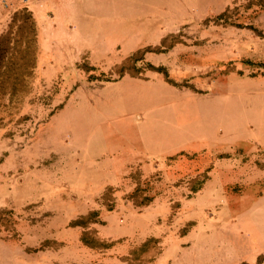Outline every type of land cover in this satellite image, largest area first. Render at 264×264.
Listing matches in <instances>:
<instances>
[{"label": "rangeland", "instance_id": "rangeland-1", "mask_svg": "<svg viewBox=\"0 0 264 264\" xmlns=\"http://www.w3.org/2000/svg\"><path fill=\"white\" fill-rule=\"evenodd\" d=\"M250 1L0 0V33L33 11L41 55L30 92L0 110V209L19 232L0 235V264H181L197 227L229 228L240 264H264V9ZM228 7L258 31L218 24ZM133 54L181 85L136 67L91 81L82 65L108 73Z\"/></svg>", "mask_w": 264, "mask_h": 264}, {"label": "trees", "instance_id": "trees-1", "mask_svg": "<svg viewBox=\"0 0 264 264\" xmlns=\"http://www.w3.org/2000/svg\"><path fill=\"white\" fill-rule=\"evenodd\" d=\"M253 9L254 16L264 9V0H251L247 6ZM230 7L226 8L217 17V23L234 24L239 27H245L258 31L252 24L245 22H236L231 20ZM231 21V22H230ZM146 51H156L153 47H149ZM162 51V50H158ZM40 57V36L37 19L32 10L28 7L16 10L7 27L0 33V110L8 111L11 105L18 103L28 94L32 87V81L39 64ZM137 54L130 56L123 64L116 66L110 72L98 71L96 66L85 62L83 68L89 73L91 81H114L113 74L116 73L119 78L124 77L128 72L141 73L146 69L156 71L165 76L166 80L174 85H181L170 77L169 70L166 66H156L152 63H147L144 67H137ZM81 65V66H82ZM62 107V106H61ZM0 118L3 116L0 115ZM199 189V188H196ZM195 189V191H196ZM152 201V197L147 196L141 202H135L138 206L147 205ZM11 209H0V235L5 233L8 238L19 237V232L16 229V220ZM100 212L92 211L87 215H83L71 222L73 226L88 227L90 223L98 222ZM82 240L85 244L91 247H111L113 243L101 241L94 236L93 233L87 231L83 234ZM42 248H35L34 251Z\"/></svg>", "mask_w": 264, "mask_h": 264}, {"label": "crops", "instance_id": "crops-1", "mask_svg": "<svg viewBox=\"0 0 264 264\" xmlns=\"http://www.w3.org/2000/svg\"><path fill=\"white\" fill-rule=\"evenodd\" d=\"M229 233V228L222 227H197L187 232L181 237L187 244L181 249V264H240L245 261L232 252L234 246Z\"/></svg>", "mask_w": 264, "mask_h": 264}, {"label": "built area", "instance_id": "built-area-1", "mask_svg": "<svg viewBox=\"0 0 264 264\" xmlns=\"http://www.w3.org/2000/svg\"><path fill=\"white\" fill-rule=\"evenodd\" d=\"M5 5H8V0H1Z\"/></svg>", "mask_w": 264, "mask_h": 264}]
</instances>
